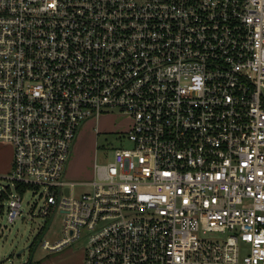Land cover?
I'll use <instances>...</instances> for the list:
<instances>
[{
    "label": "built area",
    "instance_id": "2783aa9c",
    "mask_svg": "<svg viewBox=\"0 0 264 264\" xmlns=\"http://www.w3.org/2000/svg\"><path fill=\"white\" fill-rule=\"evenodd\" d=\"M113 111L131 146L70 180L81 126ZM0 146V214L31 190L39 230L62 215L43 249L264 264V0H0Z\"/></svg>",
    "mask_w": 264,
    "mask_h": 264
},
{
    "label": "rangeland",
    "instance_id": "374dc122",
    "mask_svg": "<svg viewBox=\"0 0 264 264\" xmlns=\"http://www.w3.org/2000/svg\"><path fill=\"white\" fill-rule=\"evenodd\" d=\"M98 122L87 121L78 132L66 166V176L72 181L93 179L95 164L110 163L115 149L131 146L130 141L124 137L130 127L128 116L113 111L103 115ZM96 126L99 127V133ZM10 155L9 146H0V161ZM6 170L0 169V176H4ZM88 189L77 187L75 193L81 195ZM22 203L26 215L12 224L7 221L5 213L0 214V264H27L30 260L31 264H79L83 254L81 243L60 251L42 248L44 240L52 243L61 237L62 215H55L49 230H39L44 220L36 214L40 204L38 198L29 190L23 195ZM32 207H35L34 210Z\"/></svg>",
    "mask_w": 264,
    "mask_h": 264
},
{
    "label": "crops",
    "instance_id": "0c3cea01",
    "mask_svg": "<svg viewBox=\"0 0 264 264\" xmlns=\"http://www.w3.org/2000/svg\"><path fill=\"white\" fill-rule=\"evenodd\" d=\"M129 120H130V118H129ZM99 123L100 122H98V121L96 122V124H99ZM130 124H131V120H130ZM95 128H97V131H99V127L96 126ZM11 160H12V150H11L10 157H8V158L7 157H4L3 159H1V161H0V169H2V170L7 169L6 171H8L10 169V166H11ZM33 264H35V263H33ZM82 264H83V262H82Z\"/></svg>",
    "mask_w": 264,
    "mask_h": 264
},
{
    "label": "flooded vegetation",
    "instance_id": "af4514ba",
    "mask_svg": "<svg viewBox=\"0 0 264 264\" xmlns=\"http://www.w3.org/2000/svg\"><path fill=\"white\" fill-rule=\"evenodd\" d=\"M82 253H83V251H82ZM83 256H84V254H82V256L80 258V262H78L79 264H82V262H83Z\"/></svg>",
    "mask_w": 264,
    "mask_h": 264
},
{
    "label": "water",
    "instance_id": "95a60500",
    "mask_svg": "<svg viewBox=\"0 0 264 264\" xmlns=\"http://www.w3.org/2000/svg\"><path fill=\"white\" fill-rule=\"evenodd\" d=\"M30 248V246L27 248V249H29ZM22 253H23V251H21ZM32 263V261L30 260L27 264H31Z\"/></svg>",
    "mask_w": 264,
    "mask_h": 264
}]
</instances>
